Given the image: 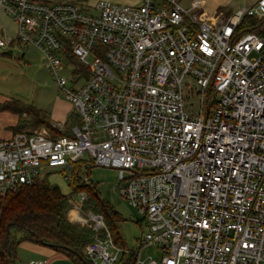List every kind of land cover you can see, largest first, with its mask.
Instances as JSON below:
<instances>
[{"label":"built area","instance_id":"2783aa9c","mask_svg":"<svg viewBox=\"0 0 264 264\" xmlns=\"http://www.w3.org/2000/svg\"><path fill=\"white\" fill-rule=\"evenodd\" d=\"M180 1L0 0L16 25L0 50L36 49L79 121L0 139V196L50 172L70 183L76 164L81 185L112 169L143 223L122 249L73 195L67 219L95 232L89 264H264V0L211 20ZM149 247L160 259L142 260Z\"/></svg>","mask_w":264,"mask_h":264},{"label":"trees","instance_id":"16d2710c","mask_svg":"<svg viewBox=\"0 0 264 264\" xmlns=\"http://www.w3.org/2000/svg\"><path fill=\"white\" fill-rule=\"evenodd\" d=\"M253 23L250 19L242 20V32L253 31ZM0 109L14 111L20 117L23 114L28 117V120L19 121L13 128L14 133L37 126L45 127L50 132L53 130L46 112L32 105L13 100L0 105ZM78 122L74 113L66 123L77 125ZM53 132L56 136L63 135L56 129ZM89 171L84 173L89 182L81 185L79 182L83 174L76 164L69 183V192L66 194L44 176L32 185L20 186L15 191L0 196V264H15V250L22 242L38 244L60 252L74 264H89L84 256V248L93 240L95 232L89 227H79L67 219L70 198L82 191L86 194L82 210L101 215L113 243L125 249L119 234V224L123 219L102 201L96 184L90 179ZM99 235L102 237L104 234Z\"/></svg>","mask_w":264,"mask_h":264},{"label":"crops","instance_id":"0c3cea01","mask_svg":"<svg viewBox=\"0 0 264 264\" xmlns=\"http://www.w3.org/2000/svg\"><path fill=\"white\" fill-rule=\"evenodd\" d=\"M256 1L257 0H253L243 7H249ZM191 2L192 0L188 1V6L186 8L190 6ZM206 2L208 1L200 0V7L197 10L199 16L204 17L206 20L214 19L217 15H230L236 10L243 8L225 6L226 2H228L225 0H213V2H209L212 5L211 8L210 6L206 7ZM0 30L4 31L9 38H14L16 35L15 23L2 11L1 8ZM35 50L36 49L31 46H22L15 41H13L11 48L0 50V105L13 100L28 105L29 99L23 98L24 92H30L33 97L36 90L40 89L35 79L37 61ZM63 99H57V101L52 100V103L46 100L43 101L42 99L38 101L40 104L48 102L50 104L48 105V109H45V105L41 106L38 102L37 104H39L38 109L46 112L50 124H63L66 126V129H68L70 125L66 122L69 120L70 115L74 114V111L72 105ZM36 100H39V95ZM21 120H28V117L24 114L20 117L19 114L14 111L0 109V139L9 138L14 133L13 128L16 127ZM27 250H31L34 253L33 260L44 259L46 264H74L64 254L56 252L48 247L30 242H22L19 244V253ZM33 260L29 259V261ZM21 263L24 264L23 262ZM15 264H17V260L15 261Z\"/></svg>","mask_w":264,"mask_h":264},{"label":"rangeland","instance_id":"374dc122","mask_svg":"<svg viewBox=\"0 0 264 264\" xmlns=\"http://www.w3.org/2000/svg\"><path fill=\"white\" fill-rule=\"evenodd\" d=\"M76 1H80L88 5H92L97 1H106L112 4H121V5H129V6H137L141 3V0H76ZM188 1L189 0H183L180 1V3L182 6L187 7ZM207 1L208 2H206V7L210 6L212 8V5L209 2L211 1L213 2V0H207ZM225 1H228L226 2L225 6L238 8V7H243L244 5H248V3H250L253 0H225ZM35 55L37 60L36 69H35V79L40 89L36 90L33 97L31 96L30 92L27 91L24 92L23 98L29 99L28 105H32L36 108H39L40 103L38 101H40L41 99L43 101L45 100L50 101L52 103V100L57 101V99L58 100L63 99V97L62 94L59 92V90H57V87L53 82V78L51 77L47 69L44 67L40 54L36 50H35ZM88 61L91 62L92 58H88ZM63 64L67 65V61L63 60ZM38 95H39V100H36ZM198 100H199L198 96L194 95L193 101H198ZM37 102L39 104H37ZM47 103L48 102H44L43 104L40 105L41 106L45 105V109H48V105L50 104ZM193 105L195 106V104ZM74 125L75 124H72L70 126H74ZM52 129L53 130H51L50 132L45 127L37 126L34 128L27 127L26 129H20V131L21 130L37 131V132L44 131L48 136H56V134L53 132L54 131L53 127ZM89 175L91 181L94 184H96L99 192V196L102 199V201L106 202L110 207H112V209L115 210L123 219V221H121L119 224V234L122 238L124 247L127 249L136 248L138 239L141 233L143 232L144 226L142 221H140L135 210L132 207H130L125 201H123L119 196L116 189L119 183L117 172L112 169L93 167L90 169ZM46 176L50 180V182L56 184L64 194L69 192V182L63 180L62 176L51 172ZM73 224L82 228L86 227L85 225L82 226L78 223H73ZM20 253H19V245H18L15 250L17 264H22L21 262L25 264L27 261H29V259L32 260L34 259V253L31 250L23 251L21 254ZM149 257L158 260L160 259V252L154 247H149L143 250L141 254L142 260H146Z\"/></svg>","mask_w":264,"mask_h":264},{"label":"bare ground","instance_id":"6f19581e","mask_svg":"<svg viewBox=\"0 0 264 264\" xmlns=\"http://www.w3.org/2000/svg\"><path fill=\"white\" fill-rule=\"evenodd\" d=\"M74 214H75L74 212H72V211L70 212V216H71V217H73Z\"/></svg>","mask_w":264,"mask_h":264}]
</instances>
